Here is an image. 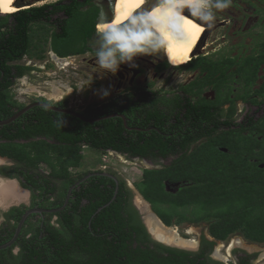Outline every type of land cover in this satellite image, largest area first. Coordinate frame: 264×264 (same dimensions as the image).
Wrapping results in <instances>:
<instances>
[{
    "label": "flooded vegetation",
    "instance_id": "flooded-vegetation-1",
    "mask_svg": "<svg viewBox=\"0 0 264 264\" xmlns=\"http://www.w3.org/2000/svg\"><path fill=\"white\" fill-rule=\"evenodd\" d=\"M113 2L114 0H16V10L12 14L0 11L1 49L12 58H17L9 62V65L31 68L29 74L23 77L35 76L49 63L56 65L59 72L70 71L73 70L70 61L81 59L86 67L84 78L92 79L84 84L70 82L50 85L48 91L51 96L36 93L32 102H46L59 109H69L88 120L100 119L94 122L97 124L109 120L121 124L122 133H112L109 135L112 138L146 139L153 133H157L162 138L177 137L178 140L174 141V144L170 143V146L177 150L176 153L165 158L157 156L158 150H153V155L157 156L153 159L134 156L132 155L134 151L123 153L106 151L121 155L129 161L150 163L152 167L147 169H162L171 165L181 155L192 152L199 142L187 144L188 136L184 137V135L189 129L191 131L189 136L192 137L197 130L196 124L199 120L209 123L210 129L214 128L215 123L224 124L230 121L233 124L230 129L233 130L250 121L258 122L262 118L264 98L261 94L263 84L261 55L264 53V43L261 41V0H231L230 6L219 15L220 20L215 21L211 29L206 28L187 64L173 66L168 63L167 58L140 56L135 60V68L122 65L114 76L106 74L99 68L95 56L100 43L99 29L107 24L106 21L112 14L110 10ZM151 2L153 3V0ZM116 4L117 0L113 7V21L116 16ZM214 28H218L217 31H214ZM10 38H14V41H10ZM10 43L14 44L12 50L9 47ZM32 60L38 63L45 61L39 66ZM145 61H150L149 68L153 79L157 77L160 81V84L154 88L138 82L145 71L142 65ZM92 64L93 70H96L93 75L87 69L92 67ZM247 70L250 74L255 73L254 80L250 79L248 83L245 81ZM19 79L21 78H15L14 82ZM204 80L208 81V84L198 90L197 84ZM105 89H109L110 95L102 99V91ZM225 97L227 101L220 104L219 100L222 101ZM199 102L208 106L209 116L198 117ZM26 105L20 106L23 108ZM245 105L249 108L254 107L255 110L252 113L242 114L239 107ZM110 115L118 116L105 118ZM100 128L101 126L96 127V129ZM228 129L218 126L214 133L219 135ZM182 137L184 138L181 139ZM4 159V164L0 162V183H13L19 190L27 193L22 201L0 203V245L12 238L16 225L25 211L59 209L65 202L68 190L79 183L72 189L64 209L55 213H32L26 218L14 244L0 250V264H9L10 253L18 254L20 245L17 241L22 234H25L27 239L36 233H46L48 227L56 229L59 235L67 232L61 213L71 208L73 205L70 202L74 204L76 200H79V205H86V199L77 198L73 193L80 190L82 184L89 182L92 177L102 178L107 189L113 186L115 192L117 188L116 195L121 193L129 206L127 212L132 210L146 231L139 213L141 211L136 205L137 199L133 197L130 185L112 171L99 168L77 175L70 174L74 179L71 184L65 180L50 179V182L48 181L49 183L44 186L46 192H40L24 187L25 180L18 173V164L11 159ZM38 172L48 174L40 167ZM89 173H98V175L82 180ZM36 184L39 185V182L37 181ZM167 185L180 187V183L165 182V187ZM137 192L139 193L138 190ZM79 211L80 209L75 213L76 216L79 215ZM179 237L190 243V247L170 249L188 253L190 257H197V260L207 264H223L213 257L215 245L219 241L213 239L209 233L208 236L200 235L197 240H191L187 236L179 235ZM150 240L153 241L151 238ZM234 253H236L234 264L241 262L254 264L258 255V253L250 254L244 249L236 250Z\"/></svg>",
    "mask_w": 264,
    "mask_h": 264
},
{
    "label": "trees",
    "instance_id": "trees-1",
    "mask_svg": "<svg viewBox=\"0 0 264 264\" xmlns=\"http://www.w3.org/2000/svg\"><path fill=\"white\" fill-rule=\"evenodd\" d=\"M1 47L0 39V121L22 107L13 99L10 89L15 78H22L31 70L9 65L17 58L5 54ZM9 47L12 50L14 44L10 43ZM261 66L264 98V53ZM253 74L246 71L247 83L254 80ZM206 80L197 84L198 90L208 84ZM225 101L227 97L219 100L220 104ZM197 115L209 116L205 103H198ZM196 125L192 137L189 129L184 135L188 136L187 144L199 142L192 152L162 169H144L141 181L136 184L137 190L166 227L173 221L176 224L211 221L208 233L217 241L239 233L249 242L263 243L264 108L258 122H247L239 129H230L233 126L230 121L215 123L213 129L202 120ZM97 126L101 128L96 129ZM218 126L229 129L215 135ZM122 131V125L112 120L88 124L69 115L34 107L16 121L0 127V157L18 164L24 187L46 192L44 186L50 179L74 182L69 171L79 166L83 146L102 152L134 151L132 155L150 159L165 158L177 151L170 146L177 137L162 138L157 133L146 139L109 137ZM153 150H158L157 156ZM40 165L48 168V174L38 172ZM165 182L180 183V187L172 193L166 190ZM87 183L73 193L77 198L86 199V205L81 206L76 200L61 213L67 232L59 235L56 229L48 227L46 233H36L27 239L25 234L20 235L17 241L20 250L17 255L10 253L9 264H207L188 253L151 241L135 213L127 212L129 206L121 193L96 213L111 200L114 187L107 189L100 177H92Z\"/></svg>",
    "mask_w": 264,
    "mask_h": 264
},
{
    "label": "clouds",
    "instance_id": "clouds-1",
    "mask_svg": "<svg viewBox=\"0 0 264 264\" xmlns=\"http://www.w3.org/2000/svg\"><path fill=\"white\" fill-rule=\"evenodd\" d=\"M230 4L231 0H140L137 10L126 15L123 22L100 27L96 64L113 76L122 65L135 68L140 56L167 58L176 66L174 52L190 46L189 37L194 33L211 29L217 13ZM109 95L105 89L101 98Z\"/></svg>",
    "mask_w": 264,
    "mask_h": 264
},
{
    "label": "rangeland",
    "instance_id": "rangeland-1",
    "mask_svg": "<svg viewBox=\"0 0 264 264\" xmlns=\"http://www.w3.org/2000/svg\"><path fill=\"white\" fill-rule=\"evenodd\" d=\"M155 0H153V3ZM261 9H262V17H261V26H262V38L261 41L264 43V0H261ZM1 11V10H0ZM2 12V11H1ZM0 12V13H1ZM3 13V12H2ZM6 14V13H5ZM222 15V12L217 13L216 21L220 20L219 15ZM225 17L223 16L222 19ZM253 19L251 20L252 23ZM218 28H214V31H217ZM215 34V33H214ZM210 41V40H209ZM94 59L95 57H91ZM33 62H37L32 60ZM45 60L39 61V66L43 65ZM71 67L73 70L66 72H59L57 66L49 63L41 72H38L35 76L30 77H22L17 80L14 86L10 89L11 96L15 101H17L20 105H26L33 101V96H36V93L43 94L47 97L51 96V93L48 91L49 86L53 84H68L70 82H75L77 84H84L92 81V79H85L83 73L86 72L85 65H83L81 59H76L70 61ZM145 67V71L142 77L139 79V83L146 84L149 87L158 86L160 83L159 79L156 77L153 79L152 71L150 70V61H145L142 64ZM94 65L92 67H88L89 71H91V75L96 70H93ZM74 80V81H73ZM90 80V81H89ZM109 91V89H108ZM98 99V98H97ZM78 108V107H77ZM240 110L242 114L252 113L255 108H249L248 106H240ZM81 156L82 159L79 163V166L75 169H72L70 174L77 175L78 173H86L95 171L99 168H105L107 170L112 171L118 177L122 178L127 185H130L132 191L137 192L135 185L141 181L142 171L144 169L150 168V166L145 165L143 162H139L136 160L129 161L125 157L111 153V152H101L95 149H92L87 146H83L81 148ZM3 163V162H2ZM4 164V163H3ZM40 168L48 173L49 170L45 165H40ZM1 184V183H0ZM168 191H176L178 185H167ZM133 195V194H132ZM134 197V196H133ZM11 202V201H10ZM15 203V202H14ZM211 221L202 222L197 224L191 223H180L176 224L174 221L172 224L167 227L170 231H174L177 235L187 236L191 240H197L200 235L208 236V226ZM178 235V236H179ZM239 248V249H237ZM244 249L250 254L258 255L255 257L254 264H264V243H252L243 239L242 235L239 233H235L230 235L227 239L223 241H219L216 243L214 248L213 257L220 261L223 264H234V251Z\"/></svg>",
    "mask_w": 264,
    "mask_h": 264
},
{
    "label": "bare ground",
    "instance_id": "bare-ground-1",
    "mask_svg": "<svg viewBox=\"0 0 264 264\" xmlns=\"http://www.w3.org/2000/svg\"><path fill=\"white\" fill-rule=\"evenodd\" d=\"M16 0H0V10L6 14H12L15 10ZM140 3V0H117L116 4V16L115 20H112V23H116L117 20L123 22L126 15H130L137 10V5ZM196 23V21H192ZM199 26V25H198ZM206 32V28H203L200 32L194 33L189 37L190 46L187 48H180L174 52L176 59V66H181L187 64L191 57L193 56L197 46ZM203 44V43H202ZM2 162V160H0ZM26 193L19 190L13 183L9 184H0V203L7 201L15 202L22 201L26 198ZM136 205L141 211L143 216L144 223L149 229L150 233L159 241L167 243L176 247H190V243H186L182 240L174 231H170L167 227H162L158 220L150 213L148 206L142 201V198L136 194L135 196ZM18 203V202H17ZM136 207V208H137Z\"/></svg>",
    "mask_w": 264,
    "mask_h": 264
},
{
    "label": "water",
    "instance_id": "water-1",
    "mask_svg": "<svg viewBox=\"0 0 264 264\" xmlns=\"http://www.w3.org/2000/svg\"><path fill=\"white\" fill-rule=\"evenodd\" d=\"M115 1H116V0H114V2H113V6H112V8H111V10H110V12H111L112 14H111L110 18L108 19V21H106V23H111L112 20H113V9H114L113 7H114V4H115ZM34 107H42V108H45V109L50 110V111H53V112H57V113H62V114L70 115V116L76 117L77 119H79V120H81V121H83V122H88V123H94V122H97L98 120H100V119H92V120H88V119H85V118L82 117L80 114H78V113H76V112H74V111H72V110H69V109H59V108L54 107V106H52V105H50V104H48V103H46V102L35 101V102H32V103L27 104L26 106H24L23 108H21L20 110H18L13 116H11V117H9V118H7V119H5V120H1V121H0V127L5 126V125H8V124H10V123L16 121L20 116H22L23 114H25L27 111H29L30 109H32V108H34ZM116 116H118V115H110V116L105 117V118H111V117H116ZM0 160H2V162L5 161V159L2 158V157H0ZM2 162H1V163H2ZM144 164H145V165H148V166H150V167H152V165H151L150 163L144 162ZM93 175H98V173H89V174H87L82 180H85V179H87V178H89V177H91V176H93ZM101 175H105V174H101ZM80 182H81V181H80ZM78 183H79V182H78ZM78 183H76V184H78ZM76 184H75V185H76ZM75 185H74V186H75ZM74 186H72V187L68 190L67 195H66L65 202H64V204L62 205V207H60L59 209H56V210L29 209V210L25 211V212L22 214L21 218L19 219V221H18V223H17V225H16V228H15V231H14V233H13L12 238H11L7 243L0 245V250L7 249V248H9L10 246H12V245L14 244V242L16 241V239H17L18 236H19V233H20V231H21V228H22V226H23V224H24L26 218H27L30 214H32V213H41V212L55 213V212H57V211H60V210L64 209L65 206H66V204H67V202H68L69 196H70V194H71L72 189L74 188ZM26 193H27V192H26ZM116 194H117V188L115 189V192H114L113 197L111 198V200H110L108 203H106L105 205H103L102 207H100L99 209H97L96 213H98L99 211H101L103 208L109 206V204L115 199ZM136 194L139 195L138 192L133 191V195L135 196ZM139 196L142 198L141 195H139ZM142 201L148 206V208L150 209V213H151V214H152V215L158 220V222L160 223V225H161L162 227L165 228L166 226L160 221V219L156 216V214L151 210L149 203H147L143 198H142ZM139 213H140V212H139ZM140 215H141V213H140ZM141 220H142V222H143V225L145 226V229H146L147 234L149 235V237H150L153 241H155V242H157V243H159V244H161V245H164V246H166V247H169V248L182 249V248H180V247L172 246V245H169V244H167V243H164V242H162V241L157 240V239H156V238L150 233L149 229L147 228L146 224L144 223V220H143V218H142V215H141Z\"/></svg>",
    "mask_w": 264,
    "mask_h": 264
}]
</instances>
